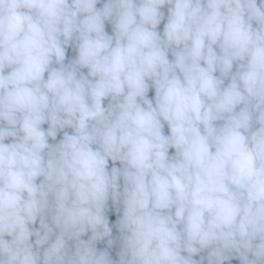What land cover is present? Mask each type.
<instances>
[{
  "label": "clouds",
  "instance_id": "clouds-1",
  "mask_svg": "<svg viewBox=\"0 0 264 264\" xmlns=\"http://www.w3.org/2000/svg\"><path fill=\"white\" fill-rule=\"evenodd\" d=\"M0 264H264V0H0Z\"/></svg>",
  "mask_w": 264,
  "mask_h": 264
}]
</instances>
